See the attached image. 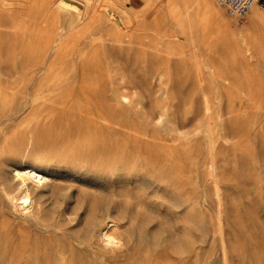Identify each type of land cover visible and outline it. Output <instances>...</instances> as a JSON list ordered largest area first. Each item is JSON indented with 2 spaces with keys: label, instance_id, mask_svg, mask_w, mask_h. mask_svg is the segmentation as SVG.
Masks as SVG:
<instances>
[{
  "label": "rangeland",
  "instance_id": "374dc122",
  "mask_svg": "<svg viewBox=\"0 0 264 264\" xmlns=\"http://www.w3.org/2000/svg\"><path fill=\"white\" fill-rule=\"evenodd\" d=\"M209 1L219 14L193 0H0V229L27 213L1 186L31 168L45 178L27 181L33 215H47L31 232L33 252L87 247L73 235L98 207L97 220L113 221L105 232L127 237L122 249L139 241L138 264L165 261L174 245L188 264H264V8L251 21ZM96 85L108 89L97 104L70 103ZM93 130L142 137L141 149L129 140L127 171L106 164V152L69 161L63 154L76 151L52 144ZM154 143L176 146L179 160L189 150L175 184L146 174ZM98 234L93 248L113 255ZM13 253L1 237L0 264ZM75 254L74 264H93Z\"/></svg>",
  "mask_w": 264,
  "mask_h": 264
},
{
  "label": "bare ground",
  "instance_id": "6f19581e",
  "mask_svg": "<svg viewBox=\"0 0 264 264\" xmlns=\"http://www.w3.org/2000/svg\"><path fill=\"white\" fill-rule=\"evenodd\" d=\"M67 1V0H63ZM162 1V0H160ZM193 3H196V8L198 10L204 9L205 13H212L213 15L219 14V8L215 7L211 1L209 0H193ZM258 6H254L249 14L251 21H256L260 18V13L257 10ZM203 11V10H202ZM200 14H203L202 12ZM238 19V18H237ZM61 78V77H60ZM56 73L50 72L48 75V82H56ZM59 82H63V80L59 79ZM108 89L105 85H96L93 88L81 86L80 93L75 95H69L70 103H80V101H85L89 104H97L101 98L106 96ZM72 135V133L62 134L52 140V144L55 148L67 149L71 151H76L74 154L70 153L65 156V159L69 161H78L82 160L83 155L85 153H89V156L98 155L102 152H106L111 155L112 159L110 162H106V164L111 165L113 169H122L128 170L129 168V156H127V151L130 149L129 140L134 139L136 143H134V147L141 149L143 146L140 145L138 142L142 140V137L139 135H130L125 130L120 131V135L114 133V135L103 132L102 130H93L89 132H77L74 135L75 141L70 142L66 139ZM162 139V137H159ZM86 143V147L82 148L79 146L80 142ZM148 153H151L153 156V162L150 167H148L147 171L153 177L158 179L159 181L164 180L166 182H173L175 184L178 180L173 175L174 172L181 171L182 174H185L187 169V161L190 158L189 150L183 151L182 157L179 160L178 154L176 150V146H159L158 143H154L152 145H148L146 148ZM158 150H169L170 156L163 160L159 156ZM133 167H135L133 165ZM146 168V167H145ZM144 168V169H145ZM176 169V170H175ZM169 173L168 175H160L161 173ZM145 174L144 172H142ZM173 173V174H172ZM17 178H20L22 183H18L15 185H2L1 189L3 193L6 194L7 197H14V202L17 207L20 208V211L27 212L25 215H22L23 222L18 224L17 229H15L10 224H6L4 227L0 229V238H5L6 241L9 242V245L14 247L13 257H11L10 264H52L53 262H58V258H62L65 255L70 257V260L67 262L59 263V264H74L77 261V255L75 254L76 250H80L81 252H86L87 254L91 255L93 258V264H116L120 261H125L127 263L138 264L141 256H140V245L138 244L139 241L136 240L135 244L129 246L126 249H122L121 245H124V240L127 241L126 236H117L116 233L108 230V225L113 222L110 220L108 222L106 218L97 220L95 218V213L98 212V207H94L91 211V219L88 222V226L84 229L79 231L77 234L73 235L75 240H86L87 247L84 249L77 248L73 242H69L66 246L62 245L61 243H56L54 248L51 250L45 251L42 255L40 251L33 252L31 249L33 244H37V236L32 235L31 232L34 227H36V220L40 222L42 219H46L47 215L45 212L38 213L33 215L34 212V201L32 197V188L27 181H32L33 183L42 182L45 180L44 176L36 172L31 168H24L16 173ZM139 176V174H138ZM145 176V175H144ZM146 177V176H145ZM136 178V177H135ZM157 180V181H158ZM26 184V185H25ZM159 187V186H158ZM156 188V187H155ZM161 188V187H160ZM20 200H22L20 202ZM5 202V201H4ZM101 208V207H100ZM116 223V222H115ZM113 224V223H112ZM110 227V226H109ZM107 228V229H106ZM112 228V227H111ZM99 232L98 236H101L104 241L106 242L107 246L115 245L117 246L116 250L114 251L113 255H108L107 252H100L93 248L95 244L93 241V237ZM128 232V231H127ZM132 232V231H131ZM135 232V231H134ZM137 232V229H136ZM135 232V233H136ZM130 234V232H128ZM126 233L127 235H129ZM125 235V234H124ZM132 237V234L129 235ZM129 237V238H130ZM138 238V236H136ZM126 238V239H125ZM132 238H130L131 240ZM135 240V239H134ZM37 241V242H36ZM36 242V243H35ZM128 242V241H127ZM142 241H140L141 243ZM136 243L139 245L137 247ZM143 246V244H142ZM170 246V245H168ZM178 246V245H177ZM184 246V245H183ZM185 247V246H184ZM10 248V247H9ZM172 252V254H168V257L165 261L157 258L155 260L158 264H188L189 256H183L182 252L179 257H175L176 254L173 255V252H177V249L174 247H167ZM180 249V248H179ZM178 249V250H179ZM184 250V248H183ZM98 259H102L101 262L98 263ZM148 260V259H147ZM141 262V261H140ZM141 264V263H140Z\"/></svg>",
  "mask_w": 264,
  "mask_h": 264
},
{
  "label": "built area",
  "instance_id": "2783aa9c",
  "mask_svg": "<svg viewBox=\"0 0 264 264\" xmlns=\"http://www.w3.org/2000/svg\"><path fill=\"white\" fill-rule=\"evenodd\" d=\"M226 11L227 15L241 19L245 17L254 6L264 8V0H215Z\"/></svg>",
  "mask_w": 264,
  "mask_h": 264
}]
</instances>
